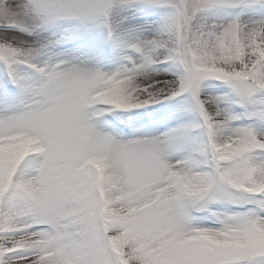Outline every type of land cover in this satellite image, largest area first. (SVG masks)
<instances>
[{
	"label": "snow or ice",
	"instance_id": "1",
	"mask_svg": "<svg viewBox=\"0 0 264 264\" xmlns=\"http://www.w3.org/2000/svg\"><path fill=\"white\" fill-rule=\"evenodd\" d=\"M0 264H264V0H0Z\"/></svg>",
	"mask_w": 264,
	"mask_h": 264
}]
</instances>
